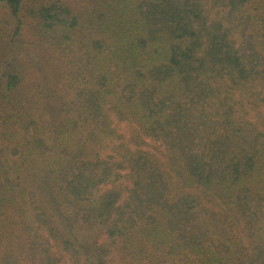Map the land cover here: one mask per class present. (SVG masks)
Masks as SVG:
<instances>
[{"label": "trees", "instance_id": "obj_1", "mask_svg": "<svg viewBox=\"0 0 264 264\" xmlns=\"http://www.w3.org/2000/svg\"><path fill=\"white\" fill-rule=\"evenodd\" d=\"M0 264H264V0H0Z\"/></svg>", "mask_w": 264, "mask_h": 264}, {"label": "rangeland", "instance_id": "obj_2", "mask_svg": "<svg viewBox=\"0 0 264 264\" xmlns=\"http://www.w3.org/2000/svg\"><path fill=\"white\" fill-rule=\"evenodd\" d=\"M70 1H73V3H75L76 1H77V2H81L82 0H70ZM97 236H99V235H97ZM94 237H95V238H98V237H96V236H94ZM99 238H100V241H101V240H104V237H103V236H100Z\"/></svg>", "mask_w": 264, "mask_h": 264}]
</instances>
